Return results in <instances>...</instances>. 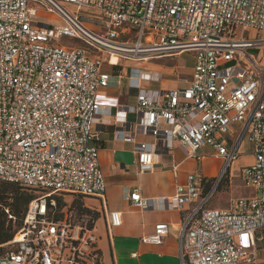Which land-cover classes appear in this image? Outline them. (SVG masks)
Returning a JSON list of instances; mask_svg holds the SVG:
<instances>
[{
    "label": "built area",
    "instance_id": "built-area-1",
    "mask_svg": "<svg viewBox=\"0 0 264 264\" xmlns=\"http://www.w3.org/2000/svg\"><path fill=\"white\" fill-rule=\"evenodd\" d=\"M42 10L60 22L37 20ZM81 10L101 16L100 32L87 29ZM263 30L264 0H0V183L40 194L0 245V264H102L93 228L57 206L62 195L104 199L89 144L97 117L108 114L96 101L111 79L102 67L182 53L194 60L183 89H144L141 70L131 68L136 104L122 113L136 120L114 138L133 146L140 173L152 172L159 148L174 144L189 157L207 148L223 161L215 181L188 175L172 198L158 201L164 209L193 206L179 232L180 264H264ZM248 32L256 38H245ZM62 37L85 48L55 47ZM246 147L252 161L235 178L253 195L205 210ZM128 200L140 210L153 203L137 191ZM108 223L119 227L120 215L109 213ZM167 233L156 225L142 242L159 245Z\"/></svg>",
    "mask_w": 264,
    "mask_h": 264
},
{
    "label": "crops",
    "instance_id": "crops-1",
    "mask_svg": "<svg viewBox=\"0 0 264 264\" xmlns=\"http://www.w3.org/2000/svg\"><path fill=\"white\" fill-rule=\"evenodd\" d=\"M185 54L188 53L145 61L162 60L156 64L152 63L154 67L160 68L161 72H142V87L158 92L186 87L191 80L194 60L192 57L191 63H181L180 60ZM174 57L176 59L173 66H164V59ZM123 62L120 61L118 67H102V71L110 75L111 79L108 87L97 91L96 101L101 108L108 110V114L97 117L92 129L94 138L89 143L97 150L99 169L105 185L104 199L62 195L58 199L61 204L57 202V206L59 210L69 211L74 222L93 228L98 239L102 264H180L179 232L193 206L164 209L158 201L172 198L176 187L183 185L188 175L201 176L198 173L200 166L206 171L211 168L209 179L215 177L222 168L223 161L216 158L214 152L207 148L202 150L203 156L189 157L184 148L174 144L169 151L159 148L154 156L155 168L152 172L140 173L135 164L133 146L114 138L116 130L123 128L122 123L125 124L124 130L130 131L136 120L134 114L122 113L124 108L135 106L137 95V91L131 89L128 84V75L134 67L126 66ZM153 84L158 88H153ZM135 138L138 141L143 140L139 135ZM208 150L211 151L210 158H206ZM251 161L250 157L248 164ZM235 175L236 172L229 174L226 179L229 185ZM133 191H137L143 200L152 201V205L146 210L134 207L128 200V195ZM252 195L253 192L240 198ZM64 203L66 204L62 205ZM113 212L120 215L119 227H109L108 214ZM160 224L168 226V233L161 243H143L142 239L152 235L154 227ZM263 257L264 252L261 253V259Z\"/></svg>",
    "mask_w": 264,
    "mask_h": 264
},
{
    "label": "rangeland",
    "instance_id": "rangeland-1",
    "mask_svg": "<svg viewBox=\"0 0 264 264\" xmlns=\"http://www.w3.org/2000/svg\"><path fill=\"white\" fill-rule=\"evenodd\" d=\"M66 7L69 8L70 10H72L73 12H75V9L72 6L66 5ZM76 15H77V17H79L81 19V21L84 23V25L87 27V29L91 30L92 32H96V33L100 32L99 31V22H102V18L99 14L81 10V11L77 12ZM36 18H37V20L42 21L46 24H48V23H54L55 24V23L60 22L59 17L55 13H51V12H48L45 10L38 12L36 14ZM35 26H37V25H35ZM256 36L257 35L254 32H248L245 34V38H247L248 40H250L251 38H256ZM261 38H262V40H264V30L262 32ZM61 46L66 47L68 49L85 48V45L81 41L71 40V39H68L65 37H62L57 42L55 47H61ZM192 57H193V54L188 53V54H185L181 58L180 61H181V63H183V62L191 63ZM175 59H176V57L164 59L165 60V63H163L164 66H168V67L173 66L175 64ZM161 61L140 62V63L124 61L126 63L123 62V64L126 66L128 65V66L140 69L141 72L153 71L156 73V72H161V69L158 67H154L152 65V63L156 64L157 62H161ZM153 88H158V86L156 84H153ZM240 150L241 149H239V151ZM245 154H246L245 156H240L237 158V160L234 162V164L229 169V171H228L229 174L235 173L241 167L245 166L246 164H248L250 162V155H249L248 148L246 149ZM210 157H211V151L208 150L207 154H206V158H210ZM198 170H199L198 173L201 174V176L210 178L208 176H209V173L211 171V168H210V170L206 171L205 169H203L200 166ZM216 178L217 177H211V179H213L214 181L216 180ZM224 183H225L224 185H222L219 189H217L214 197L208 203L205 210L226 209L232 200L252 194V191L246 189L244 187V185L237 178L232 179L231 185H229L228 180L225 181ZM16 187H18V186H16ZM20 191L24 192L25 195L32 197V199H34L40 195L38 192H36L34 190H29V189L26 190V189L21 188ZM11 195L12 194H9V196L7 197V200H6L7 205H10V203H12ZM58 203L60 205L61 200H58ZM65 204L66 203H64L62 205H65ZM72 208H74V206H72ZM8 211H10L9 208H8ZM5 215H6L5 217L0 215V224L2 221H4V225H3L2 231L0 232V235H7V236L13 237V235L16 233V231L20 227V220L15 217L14 219L10 220V222H8L9 220H8L7 215H9V213L7 211H5ZM242 241H245V238H243Z\"/></svg>",
    "mask_w": 264,
    "mask_h": 264
},
{
    "label": "trees",
    "instance_id": "trees-1",
    "mask_svg": "<svg viewBox=\"0 0 264 264\" xmlns=\"http://www.w3.org/2000/svg\"><path fill=\"white\" fill-rule=\"evenodd\" d=\"M225 181L227 180L225 179L224 182ZM224 182L222 181V183L218 186V189L225 184ZM16 186L18 185L11 183H0V215L5 217L6 216L5 211H7L9 213V215L7 216L11 217V219L8 218L9 220L8 222H10V220L16 217L20 220V224H21V220L26 210V207L28 203L32 200V197L25 195L24 192L20 191L21 188L22 189L25 188L20 186L16 187ZM9 194H12L11 195L12 203H10V205H7L6 200ZM8 208L10 211H8ZM3 225H4V221H2L0 224V232L2 231ZM11 238H12L11 236L0 235V245L7 243L8 241L11 240Z\"/></svg>",
    "mask_w": 264,
    "mask_h": 264
},
{
    "label": "bare ground",
    "instance_id": "bare-ground-1",
    "mask_svg": "<svg viewBox=\"0 0 264 264\" xmlns=\"http://www.w3.org/2000/svg\"><path fill=\"white\" fill-rule=\"evenodd\" d=\"M110 61H111V64L117 63V59L115 57H112Z\"/></svg>",
    "mask_w": 264,
    "mask_h": 264
}]
</instances>
